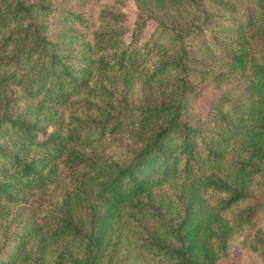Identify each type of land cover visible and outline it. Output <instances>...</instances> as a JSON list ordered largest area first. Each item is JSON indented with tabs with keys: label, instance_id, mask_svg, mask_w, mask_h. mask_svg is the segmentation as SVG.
Wrapping results in <instances>:
<instances>
[{
	"label": "trees",
	"instance_id": "16d2710c",
	"mask_svg": "<svg viewBox=\"0 0 264 264\" xmlns=\"http://www.w3.org/2000/svg\"><path fill=\"white\" fill-rule=\"evenodd\" d=\"M91 1L0 0V264H264V0Z\"/></svg>",
	"mask_w": 264,
	"mask_h": 264
},
{
	"label": "rangeland",
	"instance_id": "374dc122",
	"mask_svg": "<svg viewBox=\"0 0 264 264\" xmlns=\"http://www.w3.org/2000/svg\"><path fill=\"white\" fill-rule=\"evenodd\" d=\"M83 2H84L82 3L83 10L89 12H95V6L91 0H83ZM124 14L126 16L125 27L127 30H131V28L133 27L135 14H136L134 3L131 0H129L126 3V6L124 8ZM151 30H152V26H149L146 29L145 34L150 32ZM127 36L128 35H126V37ZM234 89H235L234 86L227 85L224 87L223 92H229V91L232 92L234 91ZM202 90L204 91V95L209 101L210 99H213L215 96L220 94L216 90H211L209 88H206L205 85L202 87ZM254 221L258 228L264 230V204L255 215ZM129 251H135V250H132V248H130ZM219 264H259V261L255 258L254 255H252L245 249L243 244L237 241H232L228 245L225 258Z\"/></svg>",
	"mask_w": 264,
	"mask_h": 264
}]
</instances>
